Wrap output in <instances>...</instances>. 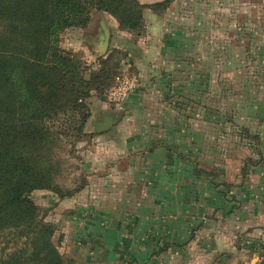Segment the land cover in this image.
<instances>
[{"label":"crops","instance_id":"0c3cea01","mask_svg":"<svg viewBox=\"0 0 264 264\" xmlns=\"http://www.w3.org/2000/svg\"><path fill=\"white\" fill-rule=\"evenodd\" d=\"M164 22L146 43L110 29L141 83L109 105V191L68 216L79 249L92 264H260L264 53L227 58L221 27Z\"/></svg>","mask_w":264,"mask_h":264},{"label":"trees","instance_id":"16d2710c","mask_svg":"<svg viewBox=\"0 0 264 264\" xmlns=\"http://www.w3.org/2000/svg\"><path fill=\"white\" fill-rule=\"evenodd\" d=\"M143 8L137 0H0V236L20 241L0 264H65L27 194L52 186L48 122L62 113L74 136L82 133L91 89L103 90L107 78L100 69L83 79L84 63L59 46L58 33L86 26L93 10L132 29Z\"/></svg>","mask_w":264,"mask_h":264},{"label":"rangeland","instance_id":"374dc122","mask_svg":"<svg viewBox=\"0 0 264 264\" xmlns=\"http://www.w3.org/2000/svg\"><path fill=\"white\" fill-rule=\"evenodd\" d=\"M137 1L144 8L141 19L132 29L121 28L117 19L108 12L93 10L86 26L66 28L58 33L59 46L75 53L84 63L83 79L90 78V70L100 69L107 78L103 90L91 89V95L87 99L89 116L82 133L74 136L62 113L48 122L56 137L51 144L45 145L43 152L44 155L47 154L51 164H54V169L51 170L52 186L48 189H35L27 194L39 208L43 221L51 226L52 243L65 264H92L90 252L84 253V249H79L77 226L68 216L73 215L75 206H88L97 195L109 191V147L106 146L104 133L95 132L93 123L87 129V122L91 114L98 116L95 121H101L105 117L110 105L106 93L119 74L124 72L137 75L130 69L128 54L118 47L120 38L111 48L108 42L105 51L99 48L103 41V30L99 22L104 21L111 36L110 29L116 20L118 29L130 34V42L140 43L153 41L157 33L152 31H155V23L160 20L165 21L166 25L205 27L210 33L221 27L225 31L229 50L226 52L227 58L246 57L248 48H251L250 54L257 60L264 53V0ZM198 32L200 34L201 29ZM248 71L245 70L243 76H247L245 72ZM19 242L13 240L8 233L0 236V257L7 258ZM194 264H201V260Z\"/></svg>","mask_w":264,"mask_h":264},{"label":"built area","instance_id":"2783aa9c","mask_svg":"<svg viewBox=\"0 0 264 264\" xmlns=\"http://www.w3.org/2000/svg\"><path fill=\"white\" fill-rule=\"evenodd\" d=\"M140 79L131 73H121L115 84L107 91L106 98L110 105L120 107L140 86Z\"/></svg>","mask_w":264,"mask_h":264},{"label":"water","instance_id":"95a60500","mask_svg":"<svg viewBox=\"0 0 264 264\" xmlns=\"http://www.w3.org/2000/svg\"><path fill=\"white\" fill-rule=\"evenodd\" d=\"M100 26L103 30V41L99 45V48L105 51L107 50L108 47L110 33H109V29L107 28L103 20L100 21ZM129 62L131 63V60ZM104 115L105 117L103 116L104 118L101 121H98V124L94 129L95 132H102L107 130L116 121L115 118L109 116L108 112H106Z\"/></svg>","mask_w":264,"mask_h":264}]
</instances>
